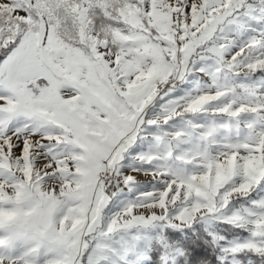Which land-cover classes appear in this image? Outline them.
<instances>
[{
    "label": "snow or ice",
    "instance_id": "obj_1",
    "mask_svg": "<svg viewBox=\"0 0 264 264\" xmlns=\"http://www.w3.org/2000/svg\"><path fill=\"white\" fill-rule=\"evenodd\" d=\"M0 264H264V0H0Z\"/></svg>",
    "mask_w": 264,
    "mask_h": 264
},
{
    "label": "rangeland",
    "instance_id": "obj_2",
    "mask_svg": "<svg viewBox=\"0 0 264 264\" xmlns=\"http://www.w3.org/2000/svg\"><path fill=\"white\" fill-rule=\"evenodd\" d=\"M140 179H145L144 177H139Z\"/></svg>",
    "mask_w": 264,
    "mask_h": 264
}]
</instances>
